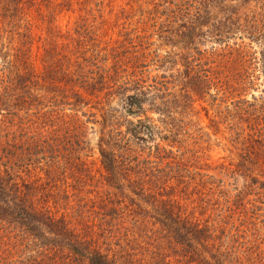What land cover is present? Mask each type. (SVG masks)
Wrapping results in <instances>:
<instances>
[{"label": "trees", "instance_id": "16d2710c", "mask_svg": "<svg viewBox=\"0 0 264 264\" xmlns=\"http://www.w3.org/2000/svg\"><path fill=\"white\" fill-rule=\"evenodd\" d=\"M171 1L128 4L140 28L128 14L129 28L119 31L112 51L99 49L104 21L94 27L79 17L65 33L48 27L36 74L27 15L40 6L0 0V40L9 27L20 40L11 59L0 49V264H264V161L256 146L264 104L240 95L261 85L264 95V0H254L257 13L247 0H180L170 16ZM70 2L53 11H67ZM219 8L228 15L211 38L232 44L224 80L202 70L201 52L182 95L165 73L150 77V65L166 69L170 58L151 50L145 26L180 20L183 26L158 37L192 48L201 10ZM194 97L224 107L228 130L246 140L238 162L220 166L232 180L228 189L185 144ZM90 124L99 126L101 194L86 193L78 176L92 151ZM220 200L224 216L210 210Z\"/></svg>", "mask_w": 264, "mask_h": 264}, {"label": "rangeland", "instance_id": "374dc122", "mask_svg": "<svg viewBox=\"0 0 264 264\" xmlns=\"http://www.w3.org/2000/svg\"><path fill=\"white\" fill-rule=\"evenodd\" d=\"M69 1H71V6L67 11H65L66 8H64V11L60 14L58 11H53L54 5H65ZM83 1L84 0H37L40 10L38 11L34 8L28 12L27 20L30 23L29 29L32 40L31 46L29 47L28 45L27 48L29 49L30 66L36 74L41 70L40 59H42L43 49L47 41L44 39L47 37L48 27L49 29L51 26L58 27L62 30V33H65L79 17L88 18L89 23L94 27L96 25H101V22L104 21L102 33L105 37L98 40L101 42L99 49L105 48L107 51H112V49L117 47L116 42L120 41L117 40V34L122 28H129L127 26L130 24L131 20L133 21V27L138 26L136 25L138 17L130 16V12L133 11L132 8L134 6L132 8L128 6V4L133 3V0H87V3L84 5L82 3ZM194 1L200 2V0ZM241 1L243 0H233L231 3L229 1L227 2L228 6H237ZM47 2L49 5L48 10L44 7ZM97 3H100V5L95 7ZM167 4L170 16L172 13H175L176 7L179 9V7L182 6L179 5L180 0H176V3L171 1ZM245 7L248 11L253 10L257 13L260 6L259 4L256 5L254 0H247ZM219 9L221 10L212 9L207 14H205L204 10H201L198 23L200 29L197 31V33L199 32V36L196 37L193 46L198 49L197 51L193 50V47L182 48L180 44L174 43L175 40H161L163 37H158L160 33H162L161 36L166 37L168 34L174 32L176 28L183 26L182 21L178 20L174 22L171 27L168 24L170 20H166L165 17H162V21L159 20L158 23H155V27L151 26V28H149L147 24L145 27L149 31L146 33L145 37L148 38V44H152L151 50H159L160 55L170 58L166 69H158L156 65H150L148 71L151 72L150 77H161V74L165 73L169 82L168 87L171 88L173 92L175 91L177 94L182 95L188 90L187 76L189 77V75H192L195 71L198 72L200 69L198 68L200 56L197 54L201 52L203 56L201 57L200 63L204 66H201L203 67L202 70L208 71L210 74L216 73V75L220 76L221 80H224L223 77L228 73V64L230 60L227 50L228 44H232H219L211 38L215 32L222 29L221 27L225 24L228 15L222 8ZM122 10L125 11L124 14H122ZM51 11H53L52 15H50ZM128 14L131 20L128 18ZM190 19L193 18H186L188 22H192ZM221 24L223 25L221 26ZM138 28H140V26H138ZM224 30L225 29H223V31ZM5 31H10V33L2 34V39L0 40L1 54L11 59L16 54V50L20 45V40H18V36L15 35L14 28H5ZM239 42L240 40L237 41V43ZM160 81L166 82V79H160ZM258 83L260 82H257V84ZM262 88V85L256 86L245 93H240V95L245 96L247 100L250 99V94L259 99L262 98L258 102V105H261L262 103L264 104V95L260 93ZM219 96L227 100L232 98L228 97V93L223 92H220ZM262 100L263 102H261ZM224 112V107L217 108L208 97L203 99L196 97L193 104V111L188 118L190 124L188 126L189 132L184 139H186L185 144L190 154L193 152L196 153V155L198 154L200 156V164L207 167L203 169L208 170L209 174L217 176V179L222 177V179H224L223 187L224 189H228V183H232V180H228L227 171H225L226 174L222 170L220 172V166L223 165L228 169V167H231L229 165L231 162L236 164L239 160L238 155L241 153L242 149L240 143H245L246 140H242L244 136L238 141L235 140L236 138L233 132L228 130V124L227 122L225 123L226 119H224ZM148 117L155 120L158 118V115L148 114ZM89 126L91 129L89 130L88 138L90 139V148H92V151L84 160V172L79 173L78 176H83L81 180L85 185L82 188L86 193H90L89 191L92 190L96 191L97 189L101 194L104 193L105 190L102 187L101 181H99L102 173L100 158L96 149L99 126L93 124ZM199 128L203 129L209 137L199 138ZM261 138L259 145L256 144V146H261V150L263 151L261 161H264V134ZM68 182L70 183L71 180L69 179ZM213 203L214 202H211L209 205L210 210L215 211L217 216L222 214L224 216L226 206L225 200H220L219 205H213ZM216 208L218 209L216 210ZM225 229H227L229 233V225L228 228L225 227Z\"/></svg>", "mask_w": 264, "mask_h": 264}]
</instances>
